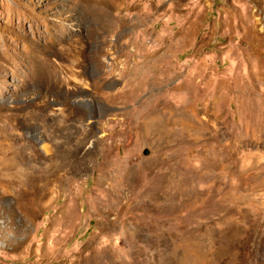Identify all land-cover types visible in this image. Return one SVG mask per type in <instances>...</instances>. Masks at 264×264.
<instances>
[{
  "label": "rangeland",
  "instance_id": "rangeland-1",
  "mask_svg": "<svg viewBox=\"0 0 264 264\" xmlns=\"http://www.w3.org/2000/svg\"><path fill=\"white\" fill-rule=\"evenodd\" d=\"M4 152L0 264H264V0H0Z\"/></svg>",
  "mask_w": 264,
  "mask_h": 264
},
{
  "label": "bare ground",
  "instance_id": "bare-ground-1",
  "mask_svg": "<svg viewBox=\"0 0 264 264\" xmlns=\"http://www.w3.org/2000/svg\"><path fill=\"white\" fill-rule=\"evenodd\" d=\"M159 118L160 117L156 115V116H153L151 119H153V122H155ZM149 122H151V120H149ZM3 154L5 158H3L2 161L0 160V176H4V171L5 170L7 171L9 169L16 170V172L19 175H21L22 174V161L18 158L19 156L16 155V157H13V161H12L7 156V153L4 152Z\"/></svg>",
  "mask_w": 264,
  "mask_h": 264
}]
</instances>
